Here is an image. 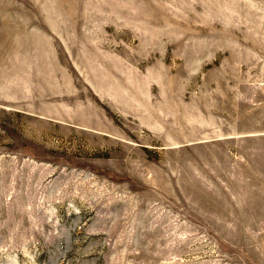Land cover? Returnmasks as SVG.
Wrapping results in <instances>:
<instances>
[{
    "label": "rangeland",
    "instance_id": "374dc122",
    "mask_svg": "<svg viewBox=\"0 0 264 264\" xmlns=\"http://www.w3.org/2000/svg\"><path fill=\"white\" fill-rule=\"evenodd\" d=\"M0 264H264V0H0Z\"/></svg>",
    "mask_w": 264,
    "mask_h": 264
}]
</instances>
